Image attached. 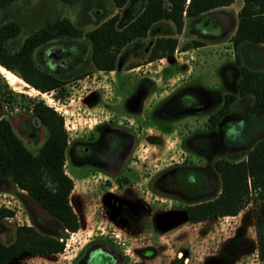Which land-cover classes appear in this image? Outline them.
I'll use <instances>...</instances> for the list:
<instances>
[{"label": "rangeland", "instance_id": "rangeland-1", "mask_svg": "<svg viewBox=\"0 0 264 264\" xmlns=\"http://www.w3.org/2000/svg\"><path fill=\"white\" fill-rule=\"evenodd\" d=\"M112 5L111 0L73 3L13 0L0 9V23L10 19L19 22L20 31L6 41L7 47L14 50L29 32L56 18L68 17L84 32L111 15ZM125 14L117 26L129 21ZM170 26L173 28L172 22ZM231 26L233 20L229 17V31L216 46L204 45L195 51L179 52L181 47L194 44L190 40L185 42L183 34L177 51L149 61L146 60L149 37L139 40L136 37L119 50L112 70L92 67L88 57L90 45L84 35L56 36L32 52L39 67L64 79L61 85L47 92L31 87L0 65V116L8 118L14 132L30 150L35 151L46 135L45 126L34 121L29 110V104L36 99L62 115L68 139L85 136L96 123L108 119L134 134L126 168L134 178L122 181L121 185H116L113 175L103 172L91 175L72 171L65 156L63 167L73 181L68 199L78 219L77 229L67 232L63 229L65 234H57L64 243L59 252L22 251L6 264H70L81 245L90 239L113 238L119 241L113 243L123 252L124 264H264L257 257L255 233L258 227L264 231V200H249L234 215L212 216L191 223L181 216L180 208L205 195L180 199L152 185L159 171L183 165L182 176L197 175L196 182L204 185V176L212 175L217 189L219 178L213 160L218 156L231 160L242 158L246 153L243 144L250 135L249 141L264 136V111L254 121L255 130L248 127L249 120L254 119L250 116L255 114L248 113L251 95L237 96L230 103L225 118L231 119L227 130L222 129L224 116L214 126L207 119L220 105L225 92H236L235 52L242 63L264 64V50L233 48L228 36ZM167 31L166 27L156 26L149 34ZM137 93L138 101L132 104ZM223 131L225 139L238 146L224 144ZM200 171L203 177L199 176ZM0 179H3L0 206L13 211L0 217V239L22 223L49 231V225L36 223L34 213L38 211L46 218L49 215L11 180ZM199 183L185 188L189 196H194ZM216 189L207 196L215 194ZM143 198L147 204H143ZM165 213L170 215L163 216ZM157 216L161 226L154 221ZM115 232L119 237L114 236ZM179 252L181 258L176 256Z\"/></svg>", "mask_w": 264, "mask_h": 264}, {"label": "trees", "instance_id": "trees-1", "mask_svg": "<svg viewBox=\"0 0 264 264\" xmlns=\"http://www.w3.org/2000/svg\"><path fill=\"white\" fill-rule=\"evenodd\" d=\"M11 1L13 0H0V9ZM59 1L73 3L77 0ZM126 1L111 0L115 7H120ZM232 1L143 0L140 10L124 25H116L118 14L114 12L84 32L68 17H60L29 32L14 50L7 47L6 41L20 31V24L17 20L10 19L0 23V65L14 72L31 87L47 92L64 82L59 75L39 67L34 61L33 49L48 39L84 35L90 45L88 57L92 67L112 70L116 67L121 47L136 37L145 36L154 21L168 19L173 23L175 32H179L184 17L198 16ZM229 40L236 51L245 43L255 46L264 43V0H242ZM176 44L177 39L173 35L155 37L146 60L172 53ZM234 56L238 63L236 92H225L220 105L207 115V119L211 126L224 119L221 122L222 129L227 130L231 119L225 118L230 103L237 96L251 95L248 113L255 114L250 116L254 119L249 120L248 127L254 131V121L260 118L259 112L264 111V64L248 65L239 61L237 52ZM29 110L45 126L46 135L37 149L32 151L14 132L8 118L0 116V177L8 178L16 187L24 190L49 215L51 229L49 227V231H41L33 224L15 225L10 234L0 239V264H6L8 259L22 251L34 254L59 252L64 243L58 239L57 234H65L64 228L74 231L78 227L76 214L68 199L73 181L63 167L68 145L63 117L40 99L33 100L29 104ZM224 134L223 131L224 144L238 146V143L226 140ZM250 137L243 144L246 147L244 157L231 160L218 156L213 160L219 186L212 196H204L182 205L181 210L189 222L212 216L234 215L247 201L264 200V136H258L252 141H249ZM12 213L11 209L0 206V217ZM255 233L257 257L264 261V231L258 227Z\"/></svg>", "mask_w": 264, "mask_h": 264}, {"label": "flooded vegetation", "instance_id": "flooded-vegetation-1", "mask_svg": "<svg viewBox=\"0 0 264 264\" xmlns=\"http://www.w3.org/2000/svg\"><path fill=\"white\" fill-rule=\"evenodd\" d=\"M138 98L137 93L132 98L131 103H137ZM205 100H208V98H205ZM133 146L134 134L132 131L120 125V123H114L112 119H108L96 123L87 135L68 139L66 157L72 171L78 174L89 172L91 175L103 172L107 175H113V181H116V185H121L122 181H129L131 177L134 178L133 175H129L126 169L128 168V157ZM174 167L159 171L155 177L156 182H153L155 184L152 185L163 193L171 194L175 198L180 199L207 196L216 189L214 177L212 175H205L204 185H202V182H198L199 185L193 194L194 196H189L185 188L191 185L197 186L198 183L195 180L197 175L186 174L182 176L180 174L181 167L185 166L177 165ZM198 173L199 176L203 177L202 171ZM174 175L178 176L175 177L174 182H171ZM144 202L147 204L145 200L143 204ZM112 204L117 205L114 200H112ZM119 206L122 207L123 205ZM143 208L146 209L145 206ZM181 214L184 217L182 210ZM34 215H36L35 220L43 225H49L51 222L50 218H46L45 215L38 211ZM169 215L165 213L163 216ZM154 221L157 226H161L158 216L155 217ZM113 242H115L113 239H90L81 245L72 257L70 264H124L123 252ZM179 253L176 254L177 258H181L182 254Z\"/></svg>", "mask_w": 264, "mask_h": 264}, {"label": "crops", "instance_id": "crops-1", "mask_svg": "<svg viewBox=\"0 0 264 264\" xmlns=\"http://www.w3.org/2000/svg\"><path fill=\"white\" fill-rule=\"evenodd\" d=\"M241 3L242 0H233L229 4L221 5L216 8L210 9L206 13H202L198 16L184 17L183 24L179 32H175L174 25L173 28H171L170 20L158 19L150 25L145 36L149 37L148 41H149V45H151L153 39L157 36L173 35L177 39V44L174 49L177 51V47L181 42L180 41L181 36L184 34L186 36L184 38L185 42L186 40L187 41L190 40L194 43L193 44L194 46L193 45L188 46L184 44L185 46L181 47L179 51L182 53L184 51H190V50L195 51V49L201 48V46L204 45L216 46L217 44L220 43L219 41L223 42L227 34V31H229L228 28L229 17L233 20V26H231L230 33H228V36L230 37V34H232L236 23V13ZM142 4H143V0H127L120 7H115L114 5H112L113 7L110 10L111 11L110 14L117 12L118 14L117 21H118L125 12L127 13L125 14L126 17H129L130 20L140 10ZM156 26L159 28L166 27L168 31L160 34H149L150 31H153V29L156 28ZM145 36L137 37L136 39L139 40V38H143ZM136 39L132 40V42H134ZM204 39H209L210 41L204 43L203 41ZM262 50H264V43L257 46L245 43L242 46H240L238 49V51H262ZM166 56L167 55L159 57L158 59L165 58ZM191 223H195V222H191Z\"/></svg>", "mask_w": 264, "mask_h": 264}, {"label": "built area", "instance_id": "built-area-1", "mask_svg": "<svg viewBox=\"0 0 264 264\" xmlns=\"http://www.w3.org/2000/svg\"><path fill=\"white\" fill-rule=\"evenodd\" d=\"M77 220H78V219H77ZM64 230H65L66 232L68 231L66 228H64ZM114 236H115V237H119L117 232L114 233ZM58 239L61 240L62 237H61V236H58ZM113 240H114L115 242H119V241L116 240L115 238H113Z\"/></svg>", "mask_w": 264, "mask_h": 264}, {"label": "water", "instance_id": "water-1", "mask_svg": "<svg viewBox=\"0 0 264 264\" xmlns=\"http://www.w3.org/2000/svg\"><path fill=\"white\" fill-rule=\"evenodd\" d=\"M34 121H37L36 118H34ZM0 180H3V179H0Z\"/></svg>", "mask_w": 264, "mask_h": 264}]
</instances>
